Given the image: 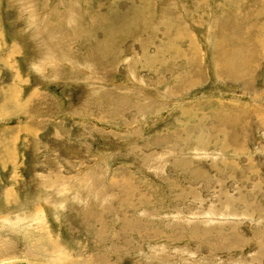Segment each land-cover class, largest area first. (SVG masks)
<instances>
[{"label": "rangeland", "instance_id": "rangeland-1", "mask_svg": "<svg viewBox=\"0 0 264 264\" xmlns=\"http://www.w3.org/2000/svg\"><path fill=\"white\" fill-rule=\"evenodd\" d=\"M0 34V264H264V0H0Z\"/></svg>", "mask_w": 264, "mask_h": 264}, {"label": "bare ground", "instance_id": "bare-ground-1", "mask_svg": "<svg viewBox=\"0 0 264 264\" xmlns=\"http://www.w3.org/2000/svg\"><path fill=\"white\" fill-rule=\"evenodd\" d=\"M256 1V0H255ZM239 7V6H238ZM56 12V11H55ZM79 12V11H78ZM70 13V12H69ZM82 13V12H81ZM245 13V12H244ZM69 14H67V19H69V16H68ZM73 15V14H72ZM230 15H232L231 13H230ZM245 15V14H244ZM61 17V16H60ZM64 17V16H63ZM232 17V16H231ZM242 17V16H241ZM229 18H230V16H229ZM243 18H245V17H243ZM61 19V18H60ZM231 19V18H230ZM234 19V18H233ZM69 20H71V18L69 19ZM88 20H89V18H88ZM103 20H105V19H103ZM241 20V19H240ZM90 21V20H89ZM108 21V23H109V20H107ZM110 21H111V19H110ZM122 21V20H121ZM61 22V21H60ZM59 22V23H60ZM67 22H68V20H67ZM105 22V21H104ZM115 22V21H114ZM141 22V21H140ZM231 22H232V20H231ZM237 22H238V20H237ZM246 22H247V24L249 25L250 24V17H249V15L246 17ZM70 23V22H69ZM80 23V22H79ZM91 23V22H90ZM97 23H98V21H97ZM96 23V24H97ZM116 23H118V22H116ZM120 23V22H119ZM119 23L116 25L117 27H119L118 25H119ZM229 23V22H228ZM243 23V22H242ZM56 24V23H55ZM55 24H53V25H55ZM87 24V23H86ZM127 24V23H126ZM137 24V23H136ZM140 24V23H139ZM143 24V23H142ZM230 24V23H229ZM82 25V24H81ZM227 25V24H226ZM59 26H60V24H59ZM93 26V25H92ZM97 26V25H96ZM100 26V25H99ZM246 26V25H245ZM226 28H225V32H226V34H223V36H221L220 38H221V40H219L218 41V44H217V48H216V57H215V60H216V63H217V72H218V74H220L221 73V69H222V67L224 66V65H227V64H232V63H235L239 68H243V67H245V68H248V71L246 72V74L247 75H251L252 74V72H254L255 71V67H253V65L258 61V58L256 57V55L258 54L257 53V51H256V45L255 46H253L251 43H253L255 40H254V31L252 30H250V28L248 29V31L250 30V35H248V40H246V38H245V35L243 34V32H242V25H240V24H233V25H231V26H225ZM251 27V26H250ZM55 28V27H54ZM60 28H61V26H60ZM92 28V27H91ZM244 28V27H243ZM248 28V27H247ZM85 29V28H84ZM121 29V28H120ZM252 29H253V27H252ZM86 30V29H85ZM123 30V29H122ZM104 32V31H103ZM109 32V31H108ZM125 32V31H124ZM123 32V33H124ZM247 32V31H246ZM126 33V32H125ZM248 33V32H247ZM79 34V33H78ZM78 34H77V36H78ZM89 34V33H88ZM105 34H107L106 32L104 33V36H105ZM263 34V33H262ZM258 36V35H257ZM109 37V36H108ZM107 37V38H108ZM231 37V39H235V38H238V39H240V41L238 42V43H236L238 46H239V51H238V53H236V55L235 54H232V51H231V49H230V46H229V43H228V39ZM111 38V37H110ZM0 39H1V34H0ZM3 39V38H2ZM88 39V38H87ZM256 39V38H255ZM103 40V39H102ZM110 41H111V39H109ZM108 40H106L105 42H107ZM257 41V40H256ZM1 43V42H0ZM94 43V42H93ZM102 43V42H101ZM104 43V42H103ZM2 44V43H1ZM106 44V43H105ZM107 44H109V42L107 43ZM117 44V43H116ZM99 45H100V42H99ZM115 45V44H114ZM259 45H261V44H259ZM0 47H1V45H0ZM97 47V46H96ZM110 47H111V45H110ZM258 48V47H257ZM20 48H19V46H18V50H19ZM22 49V48H21ZM20 49V50H21ZM110 49H112V48H110ZM260 50V49H259ZM21 52V51H20ZM99 52V51H98ZM107 52V51H106ZM100 53V52H99ZM113 53V51L111 50H109V53H107V54H112ZM260 53H262V52H260ZM259 53V54H260ZM95 54H96V52H95ZM100 54H102V53H100ZM94 61H96L95 59H94ZM105 63V62H104ZM111 63H112V61H111ZM109 64V63H108ZM112 65V64H111ZM104 66H102V68H103ZM135 67V66H134ZM105 68V67H104ZM103 68V69H104ZM110 68V67H109ZM113 68V67H112ZM99 69H101V68H99ZM98 69V70H99ZM97 70V71H98ZM115 70V69H114ZM112 71V70H111ZM100 74H101V72H99ZM98 73V74H99ZM103 73H105V72H102V74ZM104 75V74H103ZM103 75H101V76H103ZM157 92V91H156ZM32 98L33 99H36V101H38L40 104H42V106H43V108H48V103H49V99L48 98H46V97H43V96H40V94H38V93H33L32 94ZM32 99V100H33ZM30 100H31V96H30ZM17 103V102H16ZM25 103V102H24ZM18 106H15V107H17V109H18V111L20 110V112H28L29 111V109H28V107L30 106L29 105V103L28 104H22V103H18L17 104ZM16 109V110H17ZM36 110H34V112H35ZM44 111H48V110H44ZM44 111H41V112H44ZM83 116V115H82ZM90 118V117H89ZM104 122V121H103ZM106 123V122H105ZM109 171V170H108ZM105 174H107V173H105ZM107 176V175H106ZM135 195H132V194H128V190L125 192V193H123L122 194V196H121V201H120V203L119 204H121V207L120 208H117L116 207V211H118L119 213H120V215H121V223H120V228H121V230H120V238H121V240L122 241H124L125 243H127V240H128V235H129V232L130 231H133V229L130 227V217L128 216V217H126V216H124L122 213L124 212V211H126V210H128V200L129 199H131V198H133ZM58 209V208H57ZM53 210V209H52ZM60 210V209H59ZM51 211V210H50ZM53 213H54V211H53ZM219 234V233H218ZM262 234H264V232L262 233ZM220 235V237L222 236L221 235V233L219 234ZM218 236V235H217ZM218 238V237H217ZM53 241V240H52ZM236 241H241V239L240 238H238ZM235 241V242H236ZM51 242V241H50ZM109 243H111L112 244V242H110V241H108ZM225 244V245H229L230 244V242L228 241V243H227V238H225V236L223 235V241H218L217 242V245L218 246H220V245H222V244ZM50 245V244H49ZM53 245V244H52ZM51 245V246H52ZM126 247V246H125ZM125 247H124V250H125ZM98 248H104V243L102 242V244L98 247ZM127 248V247H126ZM100 249V250H101ZM127 251H128V249H127ZM91 259H94V260H96L97 259V257H94V256H92L91 257ZM82 260V261H81ZM85 260V257H82L78 262H73V261H68L67 260V263L66 264H83V261ZM111 263H112V261H111ZM96 264V263H95Z\"/></svg>", "mask_w": 264, "mask_h": 264}]
</instances>
